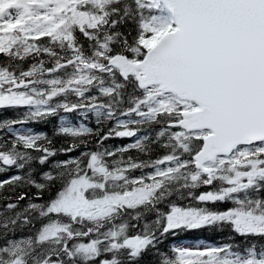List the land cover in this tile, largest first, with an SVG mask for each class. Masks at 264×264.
<instances>
[{
	"label": "snow or ice",
	"instance_id": "6c2138e0",
	"mask_svg": "<svg viewBox=\"0 0 264 264\" xmlns=\"http://www.w3.org/2000/svg\"><path fill=\"white\" fill-rule=\"evenodd\" d=\"M0 113V264H264V0H0Z\"/></svg>",
	"mask_w": 264,
	"mask_h": 264
},
{
	"label": "trees",
	"instance_id": "16d2710c",
	"mask_svg": "<svg viewBox=\"0 0 264 264\" xmlns=\"http://www.w3.org/2000/svg\"><path fill=\"white\" fill-rule=\"evenodd\" d=\"M5 114H10V113H0V115H5ZM28 127H33L36 130H44L47 131L49 134H51V128L50 124L48 123H37V124H30L27 125ZM127 142L126 140H112L109 141V143H125ZM3 174H0V178H2ZM190 236L194 237H201V238H209V239H216L217 236L210 233L207 229H204L200 232H193L189 234Z\"/></svg>",
	"mask_w": 264,
	"mask_h": 264
}]
</instances>
